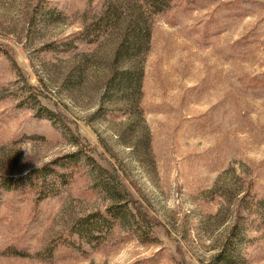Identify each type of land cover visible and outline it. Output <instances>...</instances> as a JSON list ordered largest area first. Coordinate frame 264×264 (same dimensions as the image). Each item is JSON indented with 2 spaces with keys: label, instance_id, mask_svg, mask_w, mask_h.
Masks as SVG:
<instances>
[{
  "label": "rangeland",
  "instance_id": "obj_1",
  "mask_svg": "<svg viewBox=\"0 0 264 264\" xmlns=\"http://www.w3.org/2000/svg\"><path fill=\"white\" fill-rule=\"evenodd\" d=\"M114 4L0 0V264H264V0H173L131 96Z\"/></svg>",
  "mask_w": 264,
  "mask_h": 264
},
{
  "label": "trees",
  "instance_id": "obj_2",
  "mask_svg": "<svg viewBox=\"0 0 264 264\" xmlns=\"http://www.w3.org/2000/svg\"><path fill=\"white\" fill-rule=\"evenodd\" d=\"M172 1L173 0H140V5L137 6V9H135L134 12H128L127 10H124L123 5L114 4L107 7L97 22H95V25H97L98 29H103L110 26H115L114 24L116 23L117 18L121 19L123 22L129 18L125 24L126 32L120 41L119 47L115 54V60L119 59L121 55L122 60H127L132 62V64H130V67L125 68V70L117 72L118 74H113V78H111L112 80H110L108 83L109 85L117 83V85L123 89V94L131 96L132 93L137 90L139 91L140 88L139 83L143 73L144 54L148 50L150 40V30L147 25V20H149L150 17L154 15L168 10ZM52 174H54L53 168L52 166L50 168L49 165L48 167L42 168L40 171L35 170L31 172L25 178L3 180L2 185L6 186L9 190H18L22 187L32 189V187H35V185H37V183L40 181V183L45 188V186L49 187V185L52 183V181H49L48 183V181L45 180V176ZM112 177L118 186L121 185V183L117 181V177L115 175H112ZM45 190H47V193L51 191L49 188H45ZM122 191L126 193L125 195L127 196V199L125 196H123V199L126 200L125 202L129 203L131 200L128 199L127 192L124 190ZM107 211L109 215L112 216V218L116 219L117 208H109ZM102 221L105 220L103 219ZM86 222L87 219L85 221H78L73 233L77 234L78 236H82L83 233H86L87 229L90 230L87 228ZM12 253L19 255L18 252Z\"/></svg>",
  "mask_w": 264,
  "mask_h": 264
}]
</instances>
